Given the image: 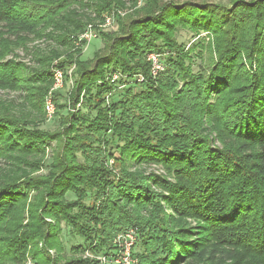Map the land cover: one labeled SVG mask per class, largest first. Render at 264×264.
Segmentation results:
<instances>
[{
    "label": "trees",
    "instance_id": "1",
    "mask_svg": "<svg viewBox=\"0 0 264 264\" xmlns=\"http://www.w3.org/2000/svg\"><path fill=\"white\" fill-rule=\"evenodd\" d=\"M129 2L82 60L77 36L125 1L0 0V90L23 94L0 98V264H100L83 255L129 229L136 264H264V0ZM39 40L36 66L8 59ZM54 69L71 86L49 131Z\"/></svg>",
    "mask_w": 264,
    "mask_h": 264
},
{
    "label": "built area",
    "instance_id": "2",
    "mask_svg": "<svg viewBox=\"0 0 264 264\" xmlns=\"http://www.w3.org/2000/svg\"><path fill=\"white\" fill-rule=\"evenodd\" d=\"M143 0H137V6H140ZM129 6V4H127ZM124 11L122 9H114L111 12L102 16L100 22L95 24H88L84 31L77 36L76 47L85 50L90 41L96 37L95 28L107 31L113 25L115 19L119 16H123ZM147 60L151 64V74L156 76L157 73L161 72L163 65L161 64L160 55L148 54ZM71 70L69 71V73ZM53 87L49 91L45 98L44 107L47 120H51L54 115V105L52 102V93L62 88L63 86V74L60 70H53ZM122 75L120 73H113L110 75V82L116 84ZM135 79L141 82L143 79L140 76H136ZM137 240V233L133 229H129L119 235H117L113 241L114 246L117 247L115 253L111 256H94L86 252L83 258L94 259L100 264H136V260L132 257V249Z\"/></svg>",
    "mask_w": 264,
    "mask_h": 264
},
{
    "label": "rangeland",
    "instance_id": "3",
    "mask_svg": "<svg viewBox=\"0 0 264 264\" xmlns=\"http://www.w3.org/2000/svg\"><path fill=\"white\" fill-rule=\"evenodd\" d=\"M123 1L126 2L127 8L123 9L124 15L119 16V18H122V19L131 15V13L134 11L133 8H130L131 5H130L129 0H123ZM127 4H129V6ZM95 22H97V21H95ZM118 30H119V25L117 24V22L115 20L113 22V25L111 26V28L105 32H108V33H111V35H114L118 32ZM201 36H205V34H202ZM177 40L179 43L188 44V42H190L192 40V35L184 32V31H180L177 35ZM46 45H47L46 41H44V40H39V41L33 42L31 44H28L26 46V49L20 48V49L16 50L13 53V56L10 55L8 57V59H12L16 62H20L22 64H25L28 67H34V66H36V63H35V59H33L34 58L33 51L36 48H38L39 50H45L47 47ZM102 48H103V42L101 41V39L98 37V35L96 33V37L90 41V43L88 44V46L86 47L85 50H82L81 59L82 60H91L93 57V54L96 51L101 50ZM54 64H56V62ZM197 64H200V60L195 58V65H197ZM73 68H71L70 70H72ZM193 69L194 70L196 69L195 66L193 67ZM70 84H71V82L69 81V83H67V85L62 86L61 95L65 96V94L67 93L68 89L71 86ZM0 98L1 99H7V100H16L17 102H20V100L23 99V94L21 95V94H17V93L4 92V91L0 90ZM77 107H79V105H77ZM46 120H47V118H46ZM57 126H58V122L54 120V115H53V119L47 120V123H45L42 126V129L54 131L57 128ZM50 155H51V151H50V149H48L46 151V155H45V162L46 163L50 162ZM111 161H110V163H111L112 172L117 174V170L115 169L113 162H111ZM3 167H4V162L1 161L0 162V169H2ZM143 171L145 172L146 175H148V174H154L156 176L157 175H160V176L164 175V171L161 170L159 167H156L154 165L144 167ZM45 173H46L45 170H41L37 174H45ZM62 235H63L62 237H63V241L65 243L68 255L71 254L70 252H68V250L71 246L82 244V242L79 239L70 236L69 230L66 228H63ZM27 264H31V263L28 262Z\"/></svg>",
    "mask_w": 264,
    "mask_h": 264
}]
</instances>
